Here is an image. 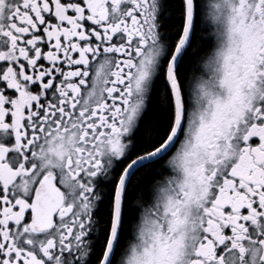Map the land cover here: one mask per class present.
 Returning <instances> with one entry per match:
<instances>
[{
  "label": "snow or ice",
  "instance_id": "1",
  "mask_svg": "<svg viewBox=\"0 0 264 264\" xmlns=\"http://www.w3.org/2000/svg\"><path fill=\"white\" fill-rule=\"evenodd\" d=\"M0 264H264V0H0Z\"/></svg>",
  "mask_w": 264,
  "mask_h": 264
}]
</instances>
